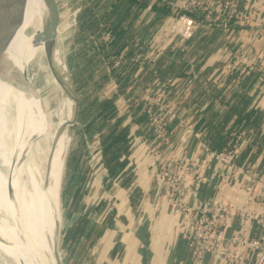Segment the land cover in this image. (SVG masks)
<instances>
[{
    "label": "built area",
    "instance_id": "2783aa9c",
    "mask_svg": "<svg viewBox=\"0 0 264 264\" xmlns=\"http://www.w3.org/2000/svg\"><path fill=\"white\" fill-rule=\"evenodd\" d=\"M159 3L167 4L170 11L149 42L141 45L140 56L145 61L153 62L164 51L169 56H188L189 40L197 27L215 24L227 34L239 30L245 43L239 55L212 66L208 75L218 88L228 77L238 80L260 67L262 52L251 53L250 48L264 30L259 12L247 0H148L143 11L149 13ZM80 9L79 0L70 5L73 26ZM110 37L108 32L103 34L104 39ZM139 37L135 43L140 42ZM111 58L114 65L122 59L115 54ZM200 72L188 58L183 88L173 94L167 92L170 86H177L178 76L157 84L156 80L143 82L133 93L116 94L118 113L128 117L136 113L138 132L129 134L130 153L142 147L147 171L157 177L159 192L172 213V230L191 250L194 264L207 254L227 264H264V162L242 158L241 147L248 139L230 125L223 129L226 145L212 146L211 137L196 126L189 107L180 105V94H188ZM258 79L262 80L261 76ZM110 85L117 90L116 83ZM86 145L92 174L98 177L103 168L99 149L93 142ZM119 189L113 183L106 191L99 190L96 199L105 197V192L114 196ZM257 203L261 207L255 206ZM251 224L254 230L249 234L246 227Z\"/></svg>",
    "mask_w": 264,
    "mask_h": 264
},
{
    "label": "bare ground",
    "instance_id": "6f19581e",
    "mask_svg": "<svg viewBox=\"0 0 264 264\" xmlns=\"http://www.w3.org/2000/svg\"><path fill=\"white\" fill-rule=\"evenodd\" d=\"M48 5L16 0L0 23L1 34L9 22L0 56V264H57L64 122L74 101L57 29L49 44ZM29 68L36 69L30 77Z\"/></svg>",
    "mask_w": 264,
    "mask_h": 264
},
{
    "label": "trees",
    "instance_id": "16d2710c",
    "mask_svg": "<svg viewBox=\"0 0 264 264\" xmlns=\"http://www.w3.org/2000/svg\"><path fill=\"white\" fill-rule=\"evenodd\" d=\"M75 1L77 0L73 2ZM79 1L81 9L76 16V30L73 37L75 49L70 52L68 63L73 69V79L79 91L80 121L84 124V130L88 134L97 133L100 136L103 144L100 147V160L105 163V156L113 155L124 139H126L127 145L126 154L131 150L129 133L126 131L124 135L120 128V124L125 120L126 114L118 113L117 106L114 104L116 94L133 93V90L142 86L143 82L156 80L157 84L167 77L178 76L180 80L177 86H170L167 92L169 95L173 94L183 84L182 82L187 76L188 58H191L195 67L200 69L195 64L196 61L191 57V43L193 37H196L199 31H203L201 29L204 26L199 25L189 40L188 56L185 53H175L169 56V53L164 51L153 62H150L145 61L140 56L142 52L141 45L149 42L167 17L170 11L167 4L159 3L153 5L151 11L144 18L145 31L140 36L132 35L131 30L136 18V12L133 10L123 12L122 9L126 2L131 4L138 1L144 4L148 0H116L113 3H108L106 0ZM204 28L221 30L227 35V31L215 24ZM106 32L111 35L109 39L103 38V34ZM138 36H140V42L135 43V38ZM113 54L122 57L120 63L113 64V59L111 58ZM211 69L212 67L210 66L207 70L201 71L198 75V82L188 91V94L182 92L179 99L181 106L190 107L188 102L191 103L190 109L196 126L204 128L208 132L212 146L221 148L226 145L228 138L223 128L233 112V93L242 90L241 79L244 76L238 80L228 77L223 87L218 88L209 78L208 74ZM262 69L264 70V67ZM172 71H177L178 73L171 74L170 72ZM143 73L147 81H141ZM110 78L115 80L117 85L116 92L101 95V89ZM126 90L129 92L125 93ZM192 94L193 97L189 100V96ZM246 115L247 113L241 114L244 117ZM256 115H259L261 119L260 128L251 129L244 121L238 122L237 125L231 124L229 127L244 132L248 139V146L259 148L264 141V114L257 112ZM206 116L207 118L212 117L213 120L209 121L210 118L207 119ZM239 116L237 115V117ZM130 117V122L136 121V113L132 112ZM139 118H142V115L137 117V119ZM94 136L92 135L91 138L93 139ZM221 137L222 143H219L218 141ZM216 138L218 139L215 140ZM66 171L63 203L66 207V215L69 216L72 211H79L84 206L85 202L80 199V195L83 187L88 190V182L92 172L88 155L87 153L85 154L79 141L77 146L69 151ZM77 180L83 181H81L82 186L78 185L75 193H71ZM117 180H119V177ZM109 182L110 179L103 181L105 188L108 187ZM108 207H110L109 201L102 197L94 206L92 213L99 210L104 213L103 218H108L112 212V209L108 210ZM89 216L90 213L88 211L83 213L77 221L68 227L64 234L62 245L68 252L67 264H78V262L92 264L93 252L89 250V247L94 242L99 228L94 229L89 222Z\"/></svg>",
    "mask_w": 264,
    "mask_h": 264
},
{
    "label": "crops",
    "instance_id": "0c3cea01",
    "mask_svg": "<svg viewBox=\"0 0 264 264\" xmlns=\"http://www.w3.org/2000/svg\"><path fill=\"white\" fill-rule=\"evenodd\" d=\"M66 1L72 6L74 5V0ZM106 1L113 3L116 0ZM247 2L259 12L258 18L264 30V0H247ZM147 3L148 1L144 3L145 5L138 1L131 4L126 2L123 6V12L131 10L136 12L134 25L131 29L132 35L142 36L145 31L144 18L147 12H144L142 8ZM201 30L203 31H199L196 37H193L191 43V57L196 61L195 64L200 67L201 71L207 70L208 67L228 59L232 55H239L240 51L245 48V43L239 30L227 35L221 30L212 28L203 27ZM250 51L251 53L252 51L255 53L262 52V57L258 60L260 67L248 71L241 79L243 88L242 90L240 89L241 91L233 93V112L228 118L226 125H237L238 122L244 121L253 129L261 126V119L259 115L255 116V114L257 112L264 114L263 32L254 41ZM170 73L175 74L178 72L172 71ZM260 76L262 80L258 79ZM110 79L101 89V95L116 92L110 85L115 84V80ZM141 81H147L144 73L143 77L141 76ZM192 97L193 94L189 96V100ZM188 104L191 107V103L188 102ZM242 111L247 113L245 117L241 116L243 114ZM237 115L240 116L237 117ZM130 119L131 117L125 116V120L120 124L124 135L126 131L129 134L138 132V129L134 126L135 121L130 122ZM210 120H213V118L211 117ZM80 124L81 129L77 131L76 140L82 144L85 154L87 153L88 155L87 141L95 143L100 152V147L103 145L100 136L97 133L88 134L84 130V124L81 121ZM92 135H95L93 139L91 138ZM218 142L222 143V137ZM76 146L77 143L69 151ZM126 148V139H124L113 155L105 156V163L101 162L103 168L100 170L98 177H94L91 172L88 182L89 188L87 190L83 187L80 195V199L85 204L81 210L70 213L68 216L70 219L69 226L77 221L83 213L87 211L90 213V224L93 225L94 229L99 228L94 242L89 247V250L93 252L92 264H194L191 250L172 230V213L159 192L157 177L147 171L146 157L143 150L140 149L142 147H139L133 155H131L130 150L126 154ZM69 151L67 154H69ZM241 154L242 158L248 156L251 161L264 162V141L259 148L243 144ZM118 177L119 180H117ZM105 179H110L106 188L103 183ZM81 181H76L71 193H75L76 187L83 182ZM113 183H117L120 186L117 194L110 196L109 194L106 195L107 192H105V198L110 203L108 210L112 209L111 216L103 218L104 213L99 210L92 213L94 206L99 202L95 195L101 189L106 191ZM205 191L211 193L209 189ZM255 206L261 207L258 203ZM64 209L66 211L65 205ZM253 230L252 224L246 227V232L249 234ZM198 264L227 263L207 254Z\"/></svg>",
    "mask_w": 264,
    "mask_h": 264
},
{
    "label": "rangeland",
    "instance_id": "374dc122",
    "mask_svg": "<svg viewBox=\"0 0 264 264\" xmlns=\"http://www.w3.org/2000/svg\"><path fill=\"white\" fill-rule=\"evenodd\" d=\"M57 3H59L60 1L63 0H56ZM60 5H58V12H59V26H58V39L59 41L62 43V53H63V59L64 62L66 64V73L68 75L67 78V82L69 84V92L70 94H73L74 96H76L77 101H78V107L80 108L79 105V91L76 88V83L73 79V69L70 67L69 63H68V57L70 52H72L75 49L74 46V41H73V37H74V32L76 30V25L73 26L74 22H73V14L71 13V10L69 8V6L71 4L68 3V1L63 2V4L59 3ZM48 9L50 12V16H51V20L53 22V13L52 10L50 8V5H48ZM56 33V31H55ZM57 38V37H56ZM35 68V67H34ZM35 70H33V68H29L28 71V76L30 77L32 74L35 73ZM44 76V75H43ZM45 77V76H44ZM51 95V91H49L48 96L49 99L50 97H52ZM53 102V100H50V104ZM80 112H78V116L76 121L71 124L68 125V146H67V150H66V154L64 156V163H63V171H62V175H61V180H60V191H59V201H60V210H61V219L58 222V245H57V249L58 252L60 254L61 257V261L62 264H67L68 261V255H67V251L66 249L63 247V235H64V231L66 229H68L69 227V222L70 219L69 217L66 215V211L64 209V203H63V190H64V181H65V176L67 175V159H68V151L71 147H73L75 145V143H77L76 140V135H77V130L81 129V124H80ZM21 175L19 177L18 180H21ZM89 219H91V216H89ZM78 264H84L83 262H78Z\"/></svg>",
    "mask_w": 264,
    "mask_h": 264
},
{
    "label": "water",
    "instance_id": "95a60500",
    "mask_svg": "<svg viewBox=\"0 0 264 264\" xmlns=\"http://www.w3.org/2000/svg\"><path fill=\"white\" fill-rule=\"evenodd\" d=\"M47 1L49 3L50 8H51L52 13H53V22H52V25H51V28H50V34H49V37H50L49 38V44H50V46H53L54 45V40H55V31H56V29H58V26H59L58 5H60L59 3L63 4V2H66V0L60 1L59 3H57L56 0H47ZM15 5H16V0H0V23L7 18V14H9L11 9ZM69 8H70V6H69ZM8 24H9V22H7L6 25H4V29L1 31L2 33L0 34V56H1L2 52H3V50H4V47H5V44H6V40L8 38V33H7ZM63 64L65 66L64 70H65V73H66L67 69H66V64L64 62V59H63ZM66 77L68 78L67 73H66ZM71 95H72V98H73V101H74L73 115H72V117L69 120L64 122V124L66 126L71 125V124H73L76 121L77 116H78V112H79L77 98L73 94H71ZM56 235H57L56 236L57 242H56V245H55V248H54V254H56V257H57V264H62L60 254H59L58 249H57V245H58V226H57Z\"/></svg>",
    "mask_w": 264,
    "mask_h": 264
}]
</instances>
